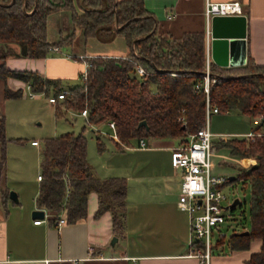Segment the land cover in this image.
Segmentation results:
<instances>
[{"label":"trees","instance_id":"obj_1","mask_svg":"<svg viewBox=\"0 0 264 264\" xmlns=\"http://www.w3.org/2000/svg\"><path fill=\"white\" fill-rule=\"evenodd\" d=\"M61 8L68 12L69 31L48 41L46 17ZM155 27L153 15L144 9L141 0H0V43H15L20 57L49 56L51 48L72 43L75 29L83 38L93 37L100 43L115 37L124 40L128 49L124 57H83L86 79L65 88L67 93L53 106L54 117L59 115L60 106L76 113L84 109V124L92 127L111 121L114 138L110 139L118 150L138 138H178L182 142L203 122L204 94L193 89L204 72L203 33L186 32L173 38L157 34ZM5 55L0 51V79H18L30 92L43 95H56L62 90L58 80L44 78L35 71L6 69L2 63ZM136 65L143 75L135 73ZM207 71L213 79L207 100L219 113L247 117L264 114V66L248 57L238 66L220 67L209 61ZM19 95V89L2 90L4 99ZM141 120L145 125L138 126ZM11 140L19 142L18 138ZM6 141L0 112V163ZM101 145L96 138L98 150ZM217 147L227 148L229 155L255 160L254 167L239 168L234 177L249 183V228L246 234L231 233L226 244L229 250L245 249L250 239H259V249L249 254L245 264H264V134L223 138ZM38 154L40 179L35 204L50 214L49 222L54 223L57 214L65 223L83 218L86 197L94 192L93 217L109 211L112 232L121 234L125 180L94 174L86 161L81 133L46 137Z\"/></svg>","mask_w":264,"mask_h":264},{"label":"crops","instance_id":"obj_2","mask_svg":"<svg viewBox=\"0 0 264 264\" xmlns=\"http://www.w3.org/2000/svg\"><path fill=\"white\" fill-rule=\"evenodd\" d=\"M237 1L245 17L244 62L249 57L254 64L264 66V0ZM141 3L153 15L157 34L177 38L186 32H202L204 41L203 0H141ZM63 10L57 9L49 14L55 13L61 28L68 29V18ZM62 49L65 51L62 52ZM72 49L73 42L56 51L51 50L49 56L28 58L17 56L18 46L15 43H0V51L6 53L2 61L6 69L35 71L44 78L59 82L77 78L86 65L83 57H124L128 53L127 47L121 51L98 54ZM0 81L1 94L4 88L19 89L20 97L23 96V87L28 89L27 84L18 79L6 77ZM261 90L264 93V82ZM37 94L29 96L27 93V96L33 98ZM224 113L229 115L230 112ZM72 114L77 115L76 112ZM218 114L209 116L210 132V118ZM235 114L246 121L229 126L227 132L217 129L211 132L212 137L217 138L216 142H211L210 171L213 174H219L213 170L214 156L234 162L237 172L239 168L255 163L246 157L229 155L227 148L216 146L223 138H243L247 133L264 132V123L257 126V117ZM255 127L257 129L254 130ZM4 137L7 138L5 120ZM30 141V147L38 146L36 140L37 145L30 144ZM130 142L123 149L115 148V155L120 157L105 162L100 170H95L88 163L100 178L114 176L125 180L123 228L119 235L112 232L109 211L93 217L96 209L94 192H89L86 197L83 218L73 223L64 222L58 227L49 222L50 214L35 204L39 169L34 177L32 174H23V166L13 171V175H8L10 163L5 155V142L0 163V264H200L198 258L190 253L187 214L176 207L180 170L170 165L169 155L181 141L178 138H152L145 140L142 148L136 146V140ZM213 148L222 151L214 153ZM225 154H228L227 157ZM8 188L14 190L16 200L8 198ZM32 210H42L44 216H31ZM34 219L43 221L32 224ZM112 237L116 240L110 244ZM224 240L211 250L207 264H245L249 254L256 252L260 245V240L253 238L249 240L247 248L229 250Z\"/></svg>","mask_w":264,"mask_h":264},{"label":"rangeland","instance_id":"obj_3","mask_svg":"<svg viewBox=\"0 0 264 264\" xmlns=\"http://www.w3.org/2000/svg\"><path fill=\"white\" fill-rule=\"evenodd\" d=\"M57 11V10H56ZM55 12V11H54ZM63 13L67 16V10H63ZM69 29H62L59 19L55 13L49 14L45 21V38L48 41H54L60 35L63 36ZM73 51L85 53H105L112 51H121L126 49L125 42L121 37H115L108 43H100L93 37L83 38L78 29L74 31L73 37ZM62 52L65 49L61 50ZM82 71V70H81ZM80 82V79L72 80H60L61 87H68ZM29 89L23 87L22 94L15 99H4L1 94V81H0V112L4 115L5 120V155L7 161L10 163L7 170L8 175L13 171L18 170L19 166H23L21 171L25 175L32 174L33 177L38 173V151L41 148L42 140L46 137L57 136L64 132H73L74 134L81 133L85 140V154L86 159L95 170L102 169L106 163L117 160L120 156L117 154V150L114 147L111 138V129L106 124L99 126H89L84 124L83 119L79 115L72 114L70 109L60 108V113L57 117L53 115V105L46 101V96L38 93L36 97L30 98L27 93ZM52 95V94H49ZM212 118H215L214 122ZM237 118V121L233 119ZM248 118L247 120H250ZM246 121L243 117L230 112L229 115L225 113H219L218 115L210 118V130H219L227 132L229 126L238 125L237 123ZM212 125V127H211ZM83 126V128H82ZM211 131V132H212ZM19 139V142H15L11 139ZM96 138L101 142L100 150L96 147ZM10 139V140H9ZM30 140H36L38 142L37 147H30L28 145ZM217 138L212 137L211 142H216ZM129 144H133L130 142ZM217 146V145H216ZM214 153L217 151L213 148ZM224 152V151H223ZM221 152V153H223ZM226 157L228 154H225ZM111 157V160L108 158ZM254 160L252 158H249ZM108 160V161H107ZM214 164L215 173H219L225 176L237 175V165L230 161L228 158L221 159L214 156L212 158ZM255 161V160H254ZM99 169V170H100ZM114 173V172H112ZM249 183L243 179H233L227 181L222 186V191L226 198L221 203L223 205L228 204L234 198L238 199V204L232 209H225L223 214L225 216V222L221 226L223 232H225V240L233 232H240L249 228ZM8 191L14 192L12 188H8Z\"/></svg>","mask_w":264,"mask_h":264},{"label":"built area","instance_id":"obj_4","mask_svg":"<svg viewBox=\"0 0 264 264\" xmlns=\"http://www.w3.org/2000/svg\"><path fill=\"white\" fill-rule=\"evenodd\" d=\"M203 18H204V72L200 82L193 85L195 91H201L204 94V115L203 122L194 132L187 134L183 141L174 148L169 155L170 165L180 170V181L178 195L176 199V207L186 212L188 218V243L190 253L196 256L200 264H207L211 250L222 243L225 239V232L221 229L225 222L223 211L226 208L221 204L226 196L222 191V186L228 181L227 176L221 174H213L210 171L211 159V138L209 131L208 119L211 114L219 113V110L208 103L207 91L208 85L213 82L207 71V64L211 61L209 56V20L212 16H233L243 15L240 4L237 0L226 1H210L203 0ZM50 50L56 51L53 47ZM135 73L143 75L144 72L139 65L135 66ZM79 79H86V65L80 72ZM67 93L66 89H62L56 95H47L46 101L54 104L63 98ZM32 96V92H28ZM77 115L84 117L85 110H80ZM258 125L264 123V114L258 115ZM182 120V117H178ZM112 130L113 123L108 121L105 123ZM264 132L247 133L244 137L251 138L255 135H261ZM30 144L37 145L35 140ZM137 147H144L145 140L138 138L136 140ZM36 179H40V174L36 175ZM230 203V202H229ZM228 203V204H229ZM44 216L42 212V217ZM41 217V218H42ZM43 219H34L32 224H39ZM55 226L64 223L61 214H57ZM221 241V242H220ZM90 250V249H89ZM75 264V262H72Z\"/></svg>","mask_w":264,"mask_h":264},{"label":"water","instance_id":"obj_5","mask_svg":"<svg viewBox=\"0 0 264 264\" xmlns=\"http://www.w3.org/2000/svg\"><path fill=\"white\" fill-rule=\"evenodd\" d=\"M24 9V4L22 6ZM209 56L211 62L220 67L238 66L244 62V37H245V17L243 15L233 16H212L209 20ZM138 126L145 125L143 120L139 121ZM250 167H254L251 164ZM234 176H228L231 181ZM8 198L16 200L15 193L8 191ZM238 204V199L234 198L227 204L226 208H234ZM31 216L42 217V210H32ZM247 230L238 232L246 234ZM112 237L110 244L114 243Z\"/></svg>","mask_w":264,"mask_h":264}]
</instances>
